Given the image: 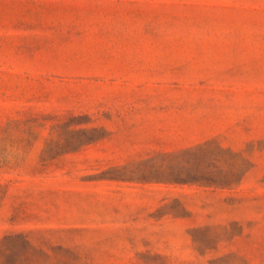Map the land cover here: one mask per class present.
Masks as SVG:
<instances>
[{
  "label": "rangeland",
  "instance_id": "obj_1",
  "mask_svg": "<svg viewBox=\"0 0 264 264\" xmlns=\"http://www.w3.org/2000/svg\"><path fill=\"white\" fill-rule=\"evenodd\" d=\"M0 264H264V0H0Z\"/></svg>",
  "mask_w": 264,
  "mask_h": 264
}]
</instances>
